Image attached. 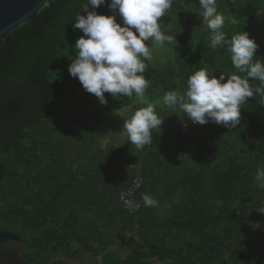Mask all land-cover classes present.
<instances>
[{
  "label": "trees",
  "instance_id": "obj_1",
  "mask_svg": "<svg viewBox=\"0 0 264 264\" xmlns=\"http://www.w3.org/2000/svg\"><path fill=\"white\" fill-rule=\"evenodd\" d=\"M85 2L55 0L0 46V264H66L82 253L95 264H264V190L254 179L264 169L260 97L241 106L234 128L193 124L179 103L163 104L167 92L182 96L198 69L245 75L225 47H210L196 23L199 0H173L160 18L162 33L175 37L163 44L173 59L144 61V102L105 93V104L68 72ZM216 3L226 38L247 32L258 45L253 61L264 63V0ZM96 11L113 15L107 4ZM149 103L163 120L152 144L136 148L126 134L115 146L102 130L111 108L131 117ZM136 179L140 208L130 214L119 196ZM144 194L157 205L145 207Z\"/></svg>",
  "mask_w": 264,
  "mask_h": 264
},
{
  "label": "clouds",
  "instance_id": "obj_2",
  "mask_svg": "<svg viewBox=\"0 0 264 264\" xmlns=\"http://www.w3.org/2000/svg\"><path fill=\"white\" fill-rule=\"evenodd\" d=\"M173 0H86L82 13L74 18L73 28L83 36L75 42L77 54L68 72L77 78L82 88L105 104V93L114 96L135 95L144 102L146 63L152 59L148 41L156 44L172 42L175 37L162 33L159 20L172 7ZM107 4L113 15L97 14L96 9ZM91 6L92 11H89ZM47 7V0H45ZM203 25L210 34V47H225L230 54L232 66L241 76L221 74L219 78L209 75L207 69H198L187 77L182 96L175 91L163 96V104L169 108L180 105L181 111L193 124L209 122L234 128L240 122L241 106L247 99L257 95L264 105V63L253 61L258 45L247 32L239 31L230 39L221 30L225 16L217 11L216 0H199ZM119 16L120 23L116 16ZM123 25V26H121ZM163 120L158 118L151 103L134 112L124 120L123 131L136 148L151 145L152 130L159 128ZM255 181L264 190V169H257ZM145 207H155L157 201L144 194ZM264 213V207L259 209Z\"/></svg>",
  "mask_w": 264,
  "mask_h": 264
},
{
  "label": "rangeland",
  "instance_id": "obj_3",
  "mask_svg": "<svg viewBox=\"0 0 264 264\" xmlns=\"http://www.w3.org/2000/svg\"><path fill=\"white\" fill-rule=\"evenodd\" d=\"M201 14V11L198 12ZM202 19H196V23L202 24ZM147 46L151 49L152 59L149 61L153 65L165 66L169 64L173 57H172V49L165 45L151 43L147 44ZM130 109H123V108H111V120L105 123L102 126V130L105 135L109 138H114L113 143L117 147H121L124 145L126 133L123 131L122 123L124 120L130 118ZM108 138L104 139V144H108ZM128 247V240L125 238L122 242L119 243L116 251L119 255H121ZM66 264H95L94 261L87 256L85 253H82V257L79 260H68L66 259Z\"/></svg>",
  "mask_w": 264,
  "mask_h": 264
},
{
  "label": "water",
  "instance_id": "obj_4",
  "mask_svg": "<svg viewBox=\"0 0 264 264\" xmlns=\"http://www.w3.org/2000/svg\"><path fill=\"white\" fill-rule=\"evenodd\" d=\"M55 0H47L51 7ZM45 0H0V46L18 28L33 24L44 8Z\"/></svg>",
  "mask_w": 264,
  "mask_h": 264
},
{
  "label": "built area",
  "instance_id": "obj_5",
  "mask_svg": "<svg viewBox=\"0 0 264 264\" xmlns=\"http://www.w3.org/2000/svg\"><path fill=\"white\" fill-rule=\"evenodd\" d=\"M139 186L140 181L136 179L132 187L129 190L122 192L119 196L124 209L130 214H134L140 208V204L134 197V192L139 188Z\"/></svg>",
  "mask_w": 264,
  "mask_h": 264
}]
</instances>
